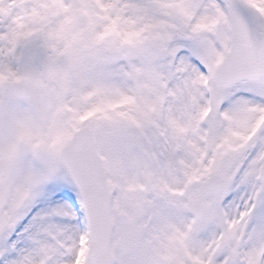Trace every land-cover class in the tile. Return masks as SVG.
I'll list each match as a JSON object with an SVG mask.
<instances>
[{
	"label": "snow or ice",
	"instance_id": "6c2138e0",
	"mask_svg": "<svg viewBox=\"0 0 264 264\" xmlns=\"http://www.w3.org/2000/svg\"><path fill=\"white\" fill-rule=\"evenodd\" d=\"M0 264H264V0H0Z\"/></svg>",
	"mask_w": 264,
	"mask_h": 264
}]
</instances>
